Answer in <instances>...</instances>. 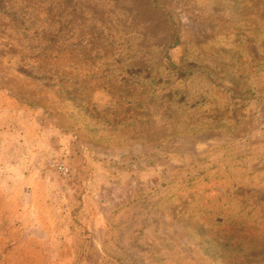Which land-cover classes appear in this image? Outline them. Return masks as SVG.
<instances>
[{
  "label": "rangeland",
  "instance_id": "374dc122",
  "mask_svg": "<svg viewBox=\"0 0 264 264\" xmlns=\"http://www.w3.org/2000/svg\"><path fill=\"white\" fill-rule=\"evenodd\" d=\"M0 264H264V0H0Z\"/></svg>",
  "mask_w": 264,
  "mask_h": 264
},
{
  "label": "built area",
  "instance_id": "2783aa9c",
  "mask_svg": "<svg viewBox=\"0 0 264 264\" xmlns=\"http://www.w3.org/2000/svg\"><path fill=\"white\" fill-rule=\"evenodd\" d=\"M55 167H56L57 170H58L59 172H61L63 175H68V174H69V168H68L65 164H63V163H61V164H56Z\"/></svg>",
  "mask_w": 264,
  "mask_h": 264
}]
</instances>
